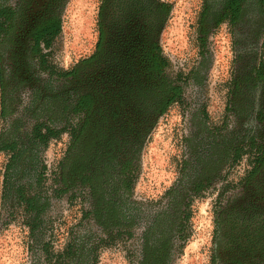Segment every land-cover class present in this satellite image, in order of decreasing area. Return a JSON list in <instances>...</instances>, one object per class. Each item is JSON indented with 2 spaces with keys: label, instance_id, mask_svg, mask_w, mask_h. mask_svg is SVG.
I'll return each mask as SVG.
<instances>
[{
  "label": "rangeland",
  "instance_id": "obj_1",
  "mask_svg": "<svg viewBox=\"0 0 264 264\" xmlns=\"http://www.w3.org/2000/svg\"><path fill=\"white\" fill-rule=\"evenodd\" d=\"M165 1L171 9L162 42L165 52L178 59L170 60V73L174 77L178 73L185 78L198 61L188 59L197 52L195 29L199 0ZM94 6L92 0H67L60 34L50 46L40 49L49 69L44 65L36 69L39 75L34 86L39 89L38 96L59 94L63 81L59 73L72 70L92 54L96 41ZM211 50L213 59L204 60L207 64L205 72L189 79L183 100L161 116L146 137L132 193V200L144 211L141 218L145 221L164 206L166 192L181 178L185 186L203 182L201 191L187 195L184 200L188 214L184 225L185 237L176 240L171 264H213L217 255L214 248L217 203L229 196L232 182L238 177V170L231 171L229 161L233 126L232 84L234 77L245 73L241 71L245 65L240 55L238 60H233L232 50L222 44L217 43ZM257 60L264 63V42L257 53ZM13 75L10 60L0 59V135L13 126L15 136L23 138L31 133L36 119L47 123L45 114L43 116L47 101L39 106L38 97L30 104V92L34 86L30 90L22 86L13 89L17 85ZM16 75L22 80L27 74L18 72ZM70 119L69 124L74 126L77 118ZM49 126L60 129L63 124L57 122ZM69 145V135L62 133L41 152L47 178L43 191L48 194L59 187L60 164L68 154ZM9 158L10 154L0 152V264H30L31 255L26 249L27 229L23 225L22 214L18 211L7 218L2 210L3 179ZM87 198L88 192L84 189L51 198L46 220L49 221L48 230L55 250H60L68 242L71 233L75 234L86 226L83 212L89 208ZM143 224H137L130 237L125 233L101 248L98 264H138ZM89 228L95 234H101L92 224Z\"/></svg>",
  "mask_w": 264,
  "mask_h": 264
},
{
  "label": "flooded vegetation",
  "instance_id": "obj_2",
  "mask_svg": "<svg viewBox=\"0 0 264 264\" xmlns=\"http://www.w3.org/2000/svg\"><path fill=\"white\" fill-rule=\"evenodd\" d=\"M92 1L96 41L92 54L84 60H92L90 72L101 75L107 85L118 83L123 95L136 97L143 122L151 124V129L173 105L183 100L189 79L205 72L204 60L213 59L212 46L222 44L232 50L233 60H238L240 55L244 61L245 69L242 67L241 71L245 73L234 77L232 84L229 161L231 171L238 170V177L232 182L229 196L217 203L214 248L218 257L216 264H226L231 254L244 255L246 247L256 248L255 260L264 264V63L257 60L264 42V0H199L195 29L197 52L188 59L198 61L185 78L170 73V60L178 59L165 52L162 42L171 9L168 2ZM66 3L67 0H0L13 13L4 27L8 33L0 36V59L10 60V71L17 81L13 89L22 86L30 90L36 86L34 81L39 75L36 69H41L40 60H44L39 49L45 47L54 23L61 24ZM37 40L41 41L39 47ZM150 60H166L167 66L161 75L164 80L150 76ZM18 72L27 75L20 80ZM35 86L30 92V104L40 97L38 105L42 106L46 104V94L38 96L39 89ZM176 86L181 90L180 96L159 115L161 98ZM200 184L203 182L185 186L181 178L170 189L178 190L185 200L187 195L197 192ZM175 196L180 201L179 195L172 194L166 197L164 207Z\"/></svg>",
  "mask_w": 264,
  "mask_h": 264
},
{
  "label": "trees",
  "instance_id": "obj_3",
  "mask_svg": "<svg viewBox=\"0 0 264 264\" xmlns=\"http://www.w3.org/2000/svg\"><path fill=\"white\" fill-rule=\"evenodd\" d=\"M12 14L0 4V36L8 33L4 27ZM60 32L61 24L57 21L45 46H50ZM40 44L37 40V47ZM40 62L49 69L45 60ZM91 66L92 60H82L72 70L59 73L63 79L59 94L46 93L45 97L43 116L50 124L36 119L31 133L23 138L15 136L13 126L0 135V152L10 154L3 179L2 210L7 218L18 211L22 214L30 264H98L99 250L125 233L130 237L140 222L144 224L138 264H171L176 240L185 237L187 204L178 190L169 189L165 197L177 194L180 201L175 196V200H168L165 207L145 221L141 218L144 211L132 200V193L151 124L143 122L135 96L123 95L118 83L107 85L101 75L90 72ZM166 66V60H150V76L164 80L161 75ZM171 88L161 98L159 115L180 96V88ZM71 117L77 118L74 126L69 124ZM57 122L63 124L60 129L49 126ZM62 133L70 137L69 151L60 164L59 187L48 194L43 191L47 178L41 152ZM202 188L200 184L195 193ZM75 189L88 192L89 208L83 212L87 224L79 232L71 233L60 250H55L46 220L51 198H60ZM90 224L102 235L95 234ZM245 249V256L231 254L226 264H261L253 254L256 248ZM216 260L218 257L213 258V264Z\"/></svg>",
  "mask_w": 264,
  "mask_h": 264
}]
</instances>
